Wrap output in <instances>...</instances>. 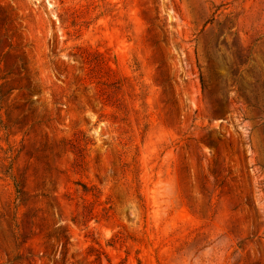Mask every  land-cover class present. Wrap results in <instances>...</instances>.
<instances>
[{"label": "rangeland", "instance_id": "obj_1", "mask_svg": "<svg viewBox=\"0 0 264 264\" xmlns=\"http://www.w3.org/2000/svg\"><path fill=\"white\" fill-rule=\"evenodd\" d=\"M0 264H264V0H0Z\"/></svg>", "mask_w": 264, "mask_h": 264}, {"label": "trees", "instance_id": "obj_2", "mask_svg": "<svg viewBox=\"0 0 264 264\" xmlns=\"http://www.w3.org/2000/svg\"><path fill=\"white\" fill-rule=\"evenodd\" d=\"M12 177L14 179V185H15L16 192L19 193L18 182L15 180L14 176Z\"/></svg>", "mask_w": 264, "mask_h": 264}]
</instances>
